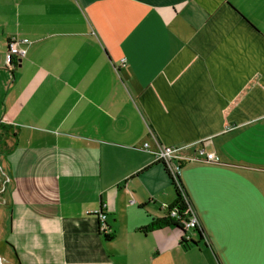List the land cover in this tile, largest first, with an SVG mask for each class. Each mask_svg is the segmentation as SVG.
Returning <instances> with one entry per match:
<instances>
[{
	"label": "crops",
	"instance_id": "crops-1",
	"mask_svg": "<svg viewBox=\"0 0 264 264\" xmlns=\"http://www.w3.org/2000/svg\"><path fill=\"white\" fill-rule=\"evenodd\" d=\"M1 124L0 264H264L263 230L227 261L205 208L218 190L264 222V196L227 197L264 175V0H0ZM158 143L179 147L195 247L140 230L174 200Z\"/></svg>",
	"mask_w": 264,
	"mask_h": 264
},
{
	"label": "rangeland",
	"instance_id": "rangeland-1",
	"mask_svg": "<svg viewBox=\"0 0 264 264\" xmlns=\"http://www.w3.org/2000/svg\"><path fill=\"white\" fill-rule=\"evenodd\" d=\"M262 178H264V175L263 176L256 175V173H253V175L250 174L249 178L235 181L231 191L227 194V197L246 196L252 199L263 197L264 180H262ZM243 181L250 182V189L246 188L244 195H240L238 194V192L240 191L238 189V186ZM221 197H223V195L218 190H214V192H212L210 195L206 196L205 198L206 199L211 198L212 201L215 202L212 206L206 204L205 208L208 213L207 219L209 224V231L210 232L212 230L214 231L213 238L216 243L218 241V243L222 247L228 249L222 252V256L227 261H230L231 259H233V256L235 255V251L237 250L236 248L244 247V242H245L244 236L247 233L256 230L264 231V222L256 224L253 221H250V219H252V215L256 213V208H255L256 206L235 205L234 207L230 205L227 208L225 204L217 203V201ZM221 209H226V210L222 211V214H219L218 218H215L214 212L219 211ZM231 250L232 253L230 252ZM15 260L17 262L16 257ZM2 262L4 263L5 261L3 260Z\"/></svg>",
	"mask_w": 264,
	"mask_h": 264
},
{
	"label": "trees",
	"instance_id": "trees-1",
	"mask_svg": "<svg viewBox=\"0 0 264 264\" xmlns=\"http://www.w3.org/2000/svg\"><path fill=\"white\" fill-rule=\"evenodd\" d=\"M6 129L7 127L5 125H2V124L0 125V143L7 134ZM12 136H14V134ZM2 144L4 145V141L1 143V145ZM156 164L163 165L165 173L167 174L170 180V183L172 185V188H173L174 200L167 207L164 216L154 217L148 225L142 227L140 230L144 233H149L155 229L172 227L182 232V236L180 239L181 245L188 247V248L195 247L198 245L200 240L207 238V231L200 221H199V225L196 224L192 228L186 227L187 222H189L192 217L191 210L193 208L191 206V202H190L187 190L180 178V174H173L169 170L167 165L161 160H156ZM147 168L148 167L141 170L140 173L146 170ZM190 231L193 232V234L197 237V240H194L193 237L188 234ZM104 237H105V240L110 241L114 238V235L105 233Z\"/></svg>",
	"mask_w": 264,
	"mask_h": 264
},
{
	"label": "built area",
	"instance_id": "built-area-1",
	"mask_svg": "<svg viewBox=\"0 0 264 264\" xmlns=\"http://www.w3.org/2000/svg\"><path fill=\"white\" fill-rule=\"evenodd\" d=\"M29 43L28 39L25 38H17L12 37L9 42V50L7 52V64L8 65H16L18 61H20L22 58H24L27 55V47L26 45ZM150 144L146 142L144 144L145 149H149ZM179 150V147L177 146H170L165 145L163 143H158L157 151L154 152L156 160L163 161L169 170L173 174H180L181 172V165L179 162H177L174 159L175 152ZM200 152L202 155L206 156V160L210 162H217L219 160L218 156H216L214 153H207L204 148H200ZM191 209V208H190ZM192 217L189 222H187L186 227L192 228L196 224L199 225V219L195 213V211L192 209ZM101 220L105 221L106 214L101 212ZM104 230V228L102 229Z\"/></svg>",
	"mask_w": 264,
	"mask_h": 264
},
{
	"label": "water",
	"instance_id": "water-1",
	"mask_svg": "<svg viewBox=\"0 0 264 264\" xmlns=\"http://www.w3.org/2000/svg\"><path fill=\"white\" fill-rule=\"evenodd\" d=\"M101 215H102V214L99 213L100 218H101ZM103 228H104V230H102ZM100 230H102L103 232L109 230V226L107 225V223H106L105 221H102V222L100 223Z\"/></svg>",
	"mask_w": 264,
	"mask_h": 264
}]
</instances>
